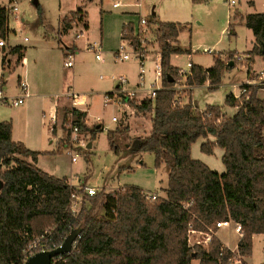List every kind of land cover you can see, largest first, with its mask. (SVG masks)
<instances>
[{"label":"trees","instance_id":"obj_1","mask_svg":"<svg viewBox=\"0 0 264 264\" xmlns=\"http://www.w3.org/2000/svg\"><path fill=\"white\" fill-rule=\"evenodd\" d=\"M9 10L0 6V40H5L8 34ZM85 17L82 9L71 11L70 17L62 19V31ZM233 19L236 20V15ZM239 19L244 20L254 36L249 54L264 60L261 53L264 12L249 13ZM147 23L149 27L155 25L153 35L160 50L162 88L153 99L128 101L138 111L152 114L151 130L138 138L136 149L153 153L154 165L167 168L165 194L151 198L140 187L128 184L93 196L78 189L75 191L82 194V201L88 199V204L72 213L69 198L73 186L64 178L40 169L36 165L38 155L45 152L31 150L14 140L12 123L1 121L0 264H19L24 249L41 236L49 249L56 248L76 228L80 233L71 251L53 258L58 259L57 264H191L193 259H198L199 264H232L236 260L247 264L243 258L251 255L252 236L264 234V95L261 93L264 83H242L244 93L238 96L228 93L225 102L235 109L229 116L217 104H207L203 110L195 107L192 100L181 104L173 88L178 68L170 63V58L184 52L177 40L183 26L158 21L153 14ZM84 27H88L85 20ZM228 30H232V23ZM132 33L131 23H124L121 39ZM9 52L19 61L24 56L19 45L11 47ZM232 53L226 54L227 61L216 56L208 68L190 62V70L184 75L187 83L198 86L207 82L209 89L217 87L229 68ZM85 117L86 112L75 114L78 130L88 131L94 140L102 125L88 127ZM119 130L116 128L115 133ZM64 133L60 142L66 147L69 129L64 128ZM113 133L108 131L107 138L117 153ZM198 138L204 139L200 148L205 153H211L214 146L223 149V172L190 156L191 145ZM224 219L241 225L236 252L213 235L208 248L189 245L190 229H215V223Z\"/></svg>","mask_w":264,"mask_h":264},{"label":"rangeland","instance_id":"obj_2","mask_svg":"<svg viewBox=\"0 0 264 264\" xmlns=\"http://www.w3.org/2000/svg\"><path fill=\"white\" fill-rule=\"evenodd\" d=\"M230 1L16 0V10H9L8 13L5 45L0 47V76L3 77L0 122L10 121L14 138H23L30 146H34L40 137L41 147L47 151L39 156L36 165L50 175L64 178L69 185L72 184L74 190L93 186L96 187V193L101 194L116 191L128 184L140 187L145 193L163 196L167 187V168L154 165L153 153L130 149L138 138L149 134L152 114L138 111L130 101L122 106L114 101L104 104L107 99L104 93L114 91L116 77L122 75L127 78L128 83L124 85L126 88H131L138 81L139 59L133 53L134 48L121 39L122 25L131 23L135 31L140 17L147 20L152 14L158 21L182 25L177 40L184 52L173 54L170 58V63L178 68L174 77L175 95L181 104L188 100L196 102L199 110H203L207 104H217L229 116L235 109L226 104V95L239 94L241 84L257 80L259 71L264 67L261 56L249 54L255 42L254 36L245 26L244 20L239 19L249 13L264 12V0H234V4H230ZM113 3L121 5L115 8ZM11 4L9 0H0V6L8 8ZM78 9L85 11L88 27L85 28L77 21L72 28L62 31V19L70 17L71 11ZM235 15L236 20L233 19ZM229 23H232V30H228ZM148 28L143 84L147 90L148 83L153 79L154 60L160 51L153 35L155 25H148ZM132 35L127 34V38L133 44L136 41L133 38L131 40ZM96 43L99 44L102 61L95 58L94 50L90 48V44ZM121 44L129 54L127 60H117L115 57ZM16 45L23 47L26 64H22L15 54L9 52ZM67 47L72 52L71 67L64 64L69 52ZM229 52H233V65L224 71L221 84L213 89L208 88L207 82L198 86L189 85L179 72L181 67L189 63V57L192 63L208 68L213 65L216 56L227 61L226 54ZM5 53L6 61L2 65L1 59ZM20 78L26 79L31 96L23 104L13 106L12 98L21 93L18 87ZM159 85L160 82L157 83ZM66 89L88 96L87 126L102 125L94 140H91L88 131L80 132V138L91 143V147L77 148L79 157L75 162L71 161L65 146L60 142L65 137V107L57 108L60 115L55 131L53 133L49 130L52 127L48 119V106L55 102L66 103ZM261 93L264 95V90ZM97 116L100 121L96 120ZM113 116L118 121H112ZM118 127L120 130L115 133ZM108 131L114 132L117 153L110 147ZM212 139L210 135L209 140ZM203 141V138H198L192 143L190 156L215 171L223 172V149L214 146L211 153H205L200 148ZM87 200L78 205V211L81 205L88 204ZM217 230L213 236H216ZM237 235L232 226L220 229V236L231 245L236 242ZM261 238L255 243L254 251L248 259L249 264H264V237ZM196 240L197 236H192L190 245ZM233 264L241 262L234 261Z\"/></svg>","mask_w":264,"mask_h":264},{"label":"built area","instance_id":"obj_3","mask_svg":"<svg viewBox=\"0 0 264 264\" xmlns=\"http://www.w3.org/2000/svg\"><path fill=\"white\" fill-rule=\"evenodd\" d=\"M12 4L8 7L10 10H16L15 2L16 0L11 1ZM230 4H234L235 1L231 0L229 2ZM120 3H114L113 7H118L120 6ZM149 30L148 28V23L145 17L141 16L139 21H138V28L137 30H133V39H136V42L132 44L128 38L123 39L126 40L127 44L132 46L134 48L133 53L138 57L139 59V73H138V81L137 83L132 86L131 88H126L124 85L128 83V80L125 76H118L116 77L117 80V85L116 88H114V91L112 92V95L107 94L106 92L104 93V96L107 98L104 101V104H107L108 102H116L118 105H124L128 103L129 99L135 98V99H142L145 97L149 98H154L155 92L162 88V68H161V63H160V53L158 54L157 58L154 60V67H153V79L148 83L149 88L148 90L144 88L143 84L145 83V70H144V61L146 60V55L145 52L147 51L145 42L147 41L146 39V33ZM24 40H27L26 37H24ZM129 40V41H128ZM132 40V38H131ZM135 44V46H133ZM4 40H0V47L4 46ZM90 48L94 50V55L97 60L102 61V55L99 50V44H90ZM209 51V50H208ZM72 52L67 53L66 60L64 62L65 66L71 67L73 66V60H72ZM115 57L117 60H127L129 58L128 52L125 51L124 45H120L117 51L115 52ZM190 57H189V63L187 66H183L180 68L179 72L183 75L187 74L190 70ZM22 64H26V59L25 56L22 57L21 59ZM103 78L102 76H100ZM264 67L259 71L258 73V79L257 80H249V84H254V83H264ZM160 82V85L157 86V83ZM2 79L0 78V93H1V88H2ZM18 87L20 90V94L16 96L15 98H12L11 105L13 106H18L21 105L25 102V100L29 97V92H28V84L25 78H20ZM174 88V86H173ZM240 93H244L245 89L240 86ZM175 90V89H174ZM145 92V93H144ZM144 94V96H141ZM239 94L235 95L238 96ZM139 95V98H138ZM67 98L69 99V105L68 108L65 112V126L67 129H69V143L65 147V151L67 154L70 155L71 161L75 162L77 158L79 157V153L76 151L77 148H83L86 149L88 143L83 138H80V132L78 130V125L75 122V114L77 112H86L88 109V96L86 94H79L74 91H67L66 93ZM176 99H179L177 95ZM6 98V97H5ZM87 115V114H86ZM57 116L53 115L51 116V120L53 123H55ZM85 122H86V117H85ZM97 121H100V118L97 116L96 117ZM112 121H118V118L116 116H113L111 118ZM72 151H76V153H72ZM72 186V184H71ZM83 194L87 196H93L96 194V187H82ZM151 198H156L157 194L156 193H150ZM69 205H70V211L72 213H76L78 211V205L81 204L82 202V194L76 192L75 190H72L70 193V198H69ZM226 226H232L234 233L241 235V225L239 223L234 222L231 219H224L217 221L215 223V229H219L221 227H226ZM215 229H207L206 231H200V230H195V229H190L188 231V242L190 245V238L192 236H197L196 242L193 245H200L204 248H208L209 243L211 241L212 235L214 234ZM41 239H43V236L40 238L35 239L32 241L25 249H24V254L19 262V264H24L26 260L35 254L36 252L40 251H46L50 250L48 248L47 243L43 242ZM232 251V250H231ZM59 257V256H58ZM55 258V257H54ZM58 259H53L51 260L50 264H57Z\"/></svg>","mask_w":264,"mask_h":264},{"label":"crops","instance_id":"obj_4","mask_svg":"<svg viewBox=\"0 0 264 264\" xmlns=\"http://www.w3.org/2000/svg\"><path fill=\"white\" fill-rule=\"evenodd\" d=\"M114 4V3H113ZM113 4H112V6H113ZM119 7V6H118ZM116 8V7H115ZM84 20L86 21V19H83V21H80L81 23H82V25L84 26ZM2 48H3V46H2ZM67 50H69L70 51V48L69 47H67L66 48ZM6 54V53H5ZM190 56V55H189ZM256 57H257V55H256ZM191 58V57H190ZM10 58L8 57L7 58V60H9ZM5 61H6V55H5ZM190 61H191V59H190ZM5 63H3L2 65H4ZM233 65V64H232ZM1 77V76H0ZM2 78V81H3V77H1ZM28 84V83H27ZM67 91L69 90V89H66ZM261 91H263V90H261ZM29 96H31V93L29 92ZM237 95V94H236ZM65 96H66V94H65ZM66 103H59V102H55L53 105H49L48 106V119H49V124L51 125V127L52 128H50L49 130H52L54 127H55V124H56V122H57V120H58V116L60 115V112H58V110H57V108H61V107H65L64 109H65V112H66V110H67V108H68V105H69V99L67 98V96H66ZM44 113H45V111H44ZM53 115H56L57 116V118H56V121H55V123H53L52 122V120H51V116H53ZM86 118H87V115H86ZM87 120V119H86ZM12 137H13V139L14 140H16V141H21V142H23L24 143V145L27 147V148H29V149H33V150H35V151H39V152H46L45 150H43L42 149V147H41V138L39 137V140L37 141V143H35V145L34 146H30V145H28V144H30V143H28L26 140H24L23 138H19V137H16V138H14V131H13V133H12ZM137 142V141H136ZM135 142V143H136ZM136 145H137V143H136ZM29 146V147H28ZM42 153H40L39 155H38V159H37V163H38V160H39V156L41 155ZM222 228V227H221ZM221 228H219L217 231H216V236L218 237V239L221 241V243H223L227 248H229L230 250H232V251H235L236 249H237V243H238V240H239V236L237 235V239H236V242L233 244V245H231V244H229L228 242H226L225 240H223V238L220 236V229ZM261 237H264V234H254L253 236H252V253H253V251H254V247H255V243L257 242V240H260V239H262ZM251 253V254H252ZM251 256V255H250ZM249 256V257H250ZM249 257H246V258H243L244 260H245V262L247 263V264H249V262H248V259H249ZM194 261H196L197 262V264H199V260L198 259H193L192 260V262H194ZM236 261H239V260H236ZM192 262H191V264H192ZM240 262V261H239ZM233 264V263H232Z\"/></svg>","mask_w":264,"mask_h":264},{"label":"water","instance_id":"obj_5","mask_svg":"<svg viewBox=\"0 0 264 264\" xmlns=\"http://www.w3.org/2000/svg\"><path fill=\"white\" fill-rule=\"evenodd\" d=\"M36 2V0H34ZM261 53L264 56V44H261ZM233 62L230 61L229 66H232ZM173 78H169V81H172ZM197 106L195 102V107ZM91 147V143L87 145V148ZM137 145L134 144L131 146V150L136 149ZM80 233V229L76 228L70 231V233L64 238L63 242L56 248L36 252L32 256H30L24 264H50L52 258L58 257L63 254H67L71 251L73 243L77 236ZM194 256V254H192Z\"/></svg>","mask_w":264,"mask_h":264}]
</instances>
